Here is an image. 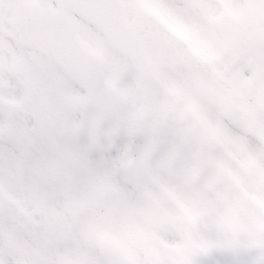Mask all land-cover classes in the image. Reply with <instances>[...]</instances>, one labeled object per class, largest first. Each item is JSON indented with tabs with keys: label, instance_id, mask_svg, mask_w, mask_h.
Returning <instances> with one entry per match:
<instances>
[{
	"label": "snow or ice",
	"instance_id": "snow-or-ice-1",
	"mask_svg": "<svg viewBox=\"0 0 264 264\" xmlns=\"http://www.w3.org/2000/svg\"><path fill=\"white\" fill-rule=\"evenodd\" d=\"M0 264H264V0H0Z\"/></svg>",
	"mask_w": 264,
	"mask_h": 264
}]
</instances>
